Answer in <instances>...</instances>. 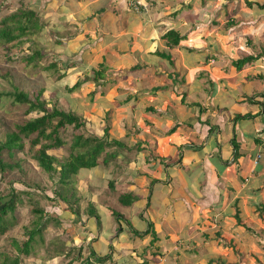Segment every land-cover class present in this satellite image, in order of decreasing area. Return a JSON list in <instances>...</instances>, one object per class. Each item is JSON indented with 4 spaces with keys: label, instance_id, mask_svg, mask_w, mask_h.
<instances>
[{
    "label": "rangeland",
    "instance_id": "1",
    "mask_svg": "<svg viewBox=\"0 0 264 264\" xmlns=\"http://www.w3.org/2000/svg\"><path fill=\"white\" fill-rule=\"evenodd\" d=\"M78 1V3H74V0H64L63 2L62 0H52L49 3L46 0H0V20L19 7L25 6L39 12L41 16H44L46 9V16L49 17V13H52L50 18L55 21H49L52 23L47 27L48 31L49 28L52 29L51 35L45 31L41 36L33 37L35 41L33 48V44L24 43L20 47L6 52L0 46V142L6 141L8 134L15 130L17 123H23L38 116L35 112L27 114V104H17L7 95L15 88L32 97L44 90L43 97L50 102V105L56 104L62 110L74 108L79 115L86 119L87 134L103 137L104 129L109 126L112 140H123L124 135L128 133V129L123 125L134 123L137 128L142 123L141 115L143 113L138 115V110L141 108L133 99L143 88V86L139 87L140 81L155 79L161 84V89L163 87L173 89L175 94H173V98L178 96L180 99V96L185 93V104L188 103L189 98L191 102H198V99H202L206 95L203 94V97L192 95L187 98L186 92L196 83L197 86L205 87L210 77L215 79L218 88L220 84L218 81L228 78L223 72H225L224 69H229L230 65H233L232 56L245 53V51L237 49L235 45L240 43L241 35H244L247 30H243L240 34L239 30L230 32L226 28V25L237 15L233 12L236 11L235 8L240 11L241 7H245L240 2L238 7L233 4L232 8L224 14L222 9L227 6V0H213L211 7L205 6L204 0H102L103 3L108 2L109 12L102 15L104 23L99 24L100 18L94 16L96 15L95 9L98 8L97 3L100 0ZM206 2L208 3L209 0ZM65 3V9L62 10L64 13L58 12ZM45 5L46 7H44ZM73 10H76L74 14H72ZM98 11L100 10L98 9ZM132 11L135 14H132ZM60 13H62L61 16H59ZM162 15H164V19ZM74 19L78 21L76 22ZM48 20L50 19L48 18ZM59 20H61L60 23ZM81 24H83L84 30L80 29ZM141 25L149 29V32L142 29ZM162 25L166 26L165 28L184 27L187 28L185 31L190 34V40L178 49L182 61L180 75L172 67L169 68L167 60H165L167 63L162 61L158 67L155 65L154 70L142 67V63L146 61L152 63L162 59L154 54L155 51L162 53L161 47L157 46L158 40L164 46L163 48L166 47L164 41L167 42V40L162 38V33L165 31ZM76 26L79 30H76ZM107 29L112 33L116 31V39L127 35L133 36L130 37V40L126 39L131 45L127 55L134 57L133 62L137 66L125 70V65L119 60L122 48L118 43L115 45L114 56L116 55V57L113 66H111L112 62L106 59L108 57L107 47L100 46L97 50H91L88 47L89 53L83 55L87 50L81 49L80 44H85L90 39L101 44L104 37L108 36ZM75 30L76 36L73 34ZM75 43L80 44L76 46ZM36 49L44 55L37 65L24 60L26 55H31ZM102 51L106 53H102ZM248 53L249 51L246 52L247 55L250 54ZM255 53H259V51L253 54ZM109 56L111 58V55ZM53 63L56 64V68L49 67ZM103 66L107 69L102 73L103 79L99 80L101 87H96L95 82L88 81L72 93L66 90L65 83L72 88L78 81H84L89 74L93 76V70L102 71L100 67ZM79 67L82 71L79 70ZM70 68H75L74 73H70L65 79H60L59 75L68 72ZM190 71L197 72L195 79L189 80L187 77ZM254 72L255 70L252 69L246 71L248 74ZM183 74L188 79L187 84L182 81ZM206 87L211 86L207 85ZM214 88L209 89L214 92ZM129 97L131 100L128 104L117 105V102L128 101ZM201 102L205 104V102ZM210 103L214 104L212 99ZM142 130L144 133L150 132L149 127H144ZM62 137L70 146L73 138L72 127L68 126L62 132ZM143 137V134L135 136L130 146L133 147L134 143L142 140ZM112 140L110 138V141ZM130 140L131 138L126 141L130 142ZM26 144L25 150H14L12 153L7 150L2 152L5 163L14 165L18 163V165L11 169L7 168L6 172L0 171V193L7 194L13 188L21 193V202L17 205L15 226L11 227L6 235L0 236V264H4L7 257L18 258L20 264H86L88 262L111 264L113 260L109 252L100 253L101 257L99 258L97 256L99 253L94 250V246L98 248L102 242L96 243L93 240L88 242L89 228L94 227L91 224V219L89 220L88 209L90 206L96 207L97 204L96 209L108 203L114 225L119 223L114 213L121 217V210H124L125 216L122 215L120 220L123 234L130 236L142 229L148 230L149 224L147 229L145 225L152 220L143 215L147 209L135 206L137 201L132 204L133 207L127 209L123 204H120L121 202L118 205L116 200L124 189L126 191V185L122 182L131 177L139 178L132 168L139 169L157 179L155 183L159 182L158 178H160L161 172L158 168L164 170V163L161 165L159 161H153L154 153L157 154V152H152L149 157H146L148 152L143 153V151L147 149L138 151L141 153L138 154V160L134 161L132 157L136 155L137 151L128 153L129 155L126 152H116L111 157L109 165H101L98 171L95 169L80 171L73 176V184L64 188L58 183L57 174H48L39 167L32 154L28 152L30 146L28 140H26ZM69 146L50 150L48 154L59 161H65L70 154ZM127 146L129 147V145ZM113 151L114 149L110 148L109 152L113 153ZM146 159L149 161L147 162ZM128 161H133V163L129 165ZM127 174H130V177ZM146 177L145 175L142 177L141 186L147 180ZM167 179L168 177L165 179V175H163L162 180L166 182ZM112 181H114V186L110 190L107 182ZM131 181L133 182V180ZM146 185L148 187V183ZM66 189H71L64 196L67 201L59 197V194L65 192ZM129 189L133 191V189ZM72 194H74L73 197H71ZM155 197L158 196L152 197V203ZM72 207L73 210H71ZM74 211H78V213ZM156 211L157 214L161 213V210ZM97 216L98 214L94 215V219ZM38 223L43 229L42 237H36L29 255L20 254L13 241H17L20 245L27 241V230L37 227ZM120 230L121 228L118 231ZM245 249L251 252L248 248L245 247ZM247 263L251 264L244 256L242 264Z\"/></svg>",
    "mask_w": 264,
    "mask_h": 264
},
{
    "label": "crops",
    "instance_id": "2",
    "mask_svg": "<svg viewBox=\"0 0 264 264\" xmlns=\"http://www.w3.org/2000/svg\"><path fill=\"white\" fill-rule=\"evenodd\" d=\"M78 2L74 0V3ZM204 2L205 6L211 7L213 4V0H209L208 3L204 0ZM239 2L245 7H241L240 11L235 8L236 11L233 12L237 15L232 19L235 24L231 28H227V24L226 28L230 32L239 30L240 34L243 30H247L241 35L240 43L235 45L245 53L232 58L234 61L252 55L258 57L256 61L247 64L239 71L233 65H230L229 69H224L223 73L228 78L218 81L220 82L218 88L213 77H210L205 87L197 86L196 83L186 93L187 98L192 95L203 97L205 94L204 98L198 99L199 103L191 102L189 98L188 103L185 104V93L180 99L178 96L173 98V89L170 90L168 87L161 89V84L155 79L139 82V87L143 86V88L133 99L141 108L138 110V115L143 113L142 123L137 128L134 123L123 125L128 129L127 135H124L123 140L115 137L132 147L130 144L133 143L135 136L143 134V139L135 142L134 146L141 143L144 150L147 149L143 151V153L148 152L146 157L152 152H157L154 153L153 161H159L161 165L164 163V170L158 168L161 172L158 183L153 184V180L157 181V179L147 173H144L147 180L143 186H141L143 182L141 177L139 180L131 177L122 182L126 185V191L124 189L122 193H131L139 197L134 205L147 209L143 215L149 220L151 218L152 221L145 226L146 229L148 224L152 226L157 239L153 242L151 233L143 237L135 233L130 236L123 234L120 221L116 225L113 224L108 203L96 209L97 204L93 210L95 215L98 214L100 222L97 218L94 219V214L90 215L89 220L91 219L94 227L89 228L88 242L91 240L96 243L102 242L98 248L94 246V250L99 253V255L96 253L99 257H101L100 253L109 252L113 260L111 264H242L244 256L251 264H264V81L260 79L264 77V9L256 5L257 3L263 5L264 0H227V6L222 12L225 14L233 4L238 7ZM248 3H252L253 7H249ZM65 5L66 3L58 12H62ZM107 5L108 2L103 3L102 0L97 3L98 8L95 9L94 17L100 18L99 24L104 23L102 15L108 11ZM75 11L73 10L72 14ZM49 14L47 17L45 9L43 16L46 21L45 31L51 35L52 29L49 28L48 31L47 27L52 23L49 21L54 20L50 18L52 13ZM132 14H135L134 11ZM164 15H162L163 19ZM74 21L78 20L74 19ZM141 27L146 32L149 30L143 25ZM162 27L165 29L162 35L170 29L180 34H189L184 27L165 28L166 26L163 25ZM80 29L84 30L83 24L80 25ZM76 30H79L77 26ZM76 30L73 33L75 36ZM115 34L116 31L112 33L107 29L108 36L104 37L101 44L94 39H90L85 44H75L76 46L80 44V48L84 50L88 47L91 50H97L100 46L107 47L106 59L111 61L113 66L116 57L115 45L118 43L122 48L119 60L125 65V70L132 69L137 65L133 62L134 57L127 55L131 45L126 39L130 40L133 36L127 35L116 39ZM189 40L190 34L185 42ZM185 42L172 49L173 53L178 54V68H173L178 75L182 69L178 49ZM164 44L165 48L159 40L157 41V46H160L162 51L171 50L167 42L164 41ZM132 51L134 52V49ZM247 51L249 55L246 54ZM256 51L259 53L253 54ZM87 53L89 50L83 55ZM102 53L106 52L102 51ZM162 61L165 59L155 60L152 63L146 61L142 63V67L154 70V66L158 67ZM167 64L171 68L169 63ZM251 69L255 72L246 73ZM74 71L75 68H70L67 73L69 75ZM196 74V71H190L187 77L192 80L195 79ZM182 76L183 83L187 84L186 75ZM207 85L211 86L209 88L215 87L214 92L207 88ZM211 99L214 104L210 103ZM249 99L252 102H249ZM130 100L129 97L128 101L117 102V105L123 106ZM246 115L254 117L234 121L237 116ZM144 127H149L150 132L144 133L142 130ZM106 128L109 133L110 127ZM110 138L112 139L111 136ZM130 138V142L126 141ZM233 141L236 142V149ZM140 153L137 152L132 157L133 161L138 160ZM133 161L127 163L130 165ZM100 166L95 170H100ZM132 169L137 174L140 171ZM162 174L165 175V179L168 177L166 182L162 180ZM127 175L130 177V174ZM109 189L111 190L110 187ZM122 193L117 197L118 205ZM154 195L158 197H155L152 203ZM124 207L130 209L133 205ZM156 210H161V213L157 214ZM121 214L125 216L124 210H121ZM119 228L121 234L118 232ZM146 231L142 229L139 233Z\"/></svg>",
    "mask_w": 264,
    "mask_h": 264
},
{
    "label": "trees",
    "instance_id": "3",
    "mask_svg": "<svg viewBox=\"0 0 264 264\" xmlns=\"http://www.w3.org/2000/svg\"><path fill=\"white\" fill-rule=\"evenodd\" d=\"M46 1L50 3L52 0ZM247 5L249 7H253L252 3H248ZM256 5L260 9H264V4L261 5L257 3ZM44 7H46V5ZM234 24V21H231L227 28H231ZM45 27L46 21L39 12H36L30 7L21 6L16 11L4 16L0 20V46L3 47L6 52L20 47L24 43L33 44V48L35 42L33 37L36 35L41 36V34L45 31ZM162 38L167 40V46L171 50H168L167 52L162 51V53L155 51L154 54H157L162 59L167 60L172 68H178V54L173 53L172 49L178 47L182 42H185L189 38V34H180L178 31L170 29L163 35ZM43 56L44 55H42L41 51L36 49L31 55H26L24 60L37 65ZM257 58L258 57L252 55L240 57L238 59H234L233 66L239 71L247 64L256 61ZM49 67L56 68V64L53 63ZM46 69L49 68L46 67ZM100 69H102V71L93 70V76L89 74L85 77L84 81H78L72 88L65 83L66 90L72 93L83 83L88 81H93L95 82L96 87H101L99 80L103 79L102 73L107 68L103 66L100 67ZM67 75L68 73L64 72L59 75V78L65 79ZM260 79H263L264 81V77H260ZM43 94L44 90H41L37 95L32 97L28 93L20 91L16 88L13 92L7 94L14 100L15 103L27 104V114L35 112L38 116L28 121H24L23 123H17L15 125V130L8 134L6 141L0 142V171L2 173L6 172L7 168L11 169L14 168L15 165H18V163L15 165L5 163L2 158V152L7 150L12 153L14 150H25L27 145L26 140H28L30 144L28 152L32 154L33 159L38 163L39 167L48 174H57L58 183L64 188H68L71 184H73V176L77 175L80 171H90L100 165H109L111 157L114 156L116 152H126L128 154L133 151L138 152L144 150V146H142L141 143L136 144L134 147H128L122 141L112 139V141H110L108 128L104 130L105 133L103 137H99L95 134H87V121L82 117V115H79L74 108L62 110L59 109L56 104H54V106L50 105V102L43 97ZM249 102H252V100L249 99ZM253 117L254 116L252 115L237 116L234 121L246 120ZM68 126L73 129V138L70 142V146L62 137V132H64ZM233 144L236 149V142L233 141ZM66 145L70 148V154L65 161H59L55 157L48 154V151L59 149ZM110 148L114 149L113 153L109 152ZM235 156H237V154ZM143 176L144 173L142 171H138V177L142 178ZM137 179L139 180V178ZM155 182L157 181L153 180L152 183L154 184ZM108 184L110 188H113L114 181L109 182ZM70 190L71 189H66L65 192L59 194V197L67 201V198L64 196L67 195ZM73 196L74 194L71 195V197ZM138 200L139 197L134 196L131 193H124L120 196V202L124 206H130ZM20 202L21 193L17 192L13 188L7 194L3 195L0 193V236L6 235L9 229L15 226V222L17 221L15 214L17 205ZM71 210H73V207ZM74 212L78 213V211ZM94 213L95 211L93 210V207L90 206L89 214L93 216ZM114 216L118 221L122 219V215L121 217H118L117 213H114ZM237 219L238 222H240L238 215ZM97 221L100 222L99 216H97ZM37 225V227H34L31 230H27V241L21 245L17 241H13L16 250H18L20 254L29 255L31 246L35 242L36 237H42L43 229L39 226L41 224L38 223ZM118 232L120 233V231ZM150 233L153 234V242H156L157 236L152 230L151 225H149V229L145 233L137 232L136 234L137 236L143 237ZM4 262V264H20L18 258L11 259L10 257H7ZM86 264L91 263L88 262Z\"/></svg>",
    "mask_w": 264,
    "mask_h": 264
},
{
    "label": "clouds",
    "instance_id": "4",
    "mask_svg": "<svg viewBox=\"0 0 264 264\" xmlns=\"http://www.w3.org/2000/svg\"><path fill=\"white\" fill-rule=\"evenodd\" d=\"M97 218V217H96Z\"/></svg>",
    "mask_w": 264,
    "mask_h": 264
}]
</instances>
